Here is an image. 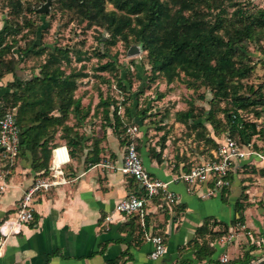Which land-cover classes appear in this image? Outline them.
<instances>
[{"label":"trees","instance_id":"16d2710c","mask_svg":"<svg viewBox=\"0 0 264 264\" xmlns=\"http://www.w3.org/2000/svg\"><path fill=\"white\" fill-rule=\"evenodd\" d=\"M3 1L8 12L0 31V81L8 74H13L14 79L6 86L9 92L0 97V119L5 111L15 110L16 126L23 140L19 152L34 153L33 164L44 170L41 177H45L49 171L45 151L58 130L71 159L82 152L84 138L78 135L77 128L90 117V108L84 109L81 99L74 95L79 81L88 76L83 72V65L79 69L71 68L69 49H38L35 44L38 35L40 39L43 37L45 28L36 25L27 15L41 17L35 13V2L40 4L45 0ZM54 3L60 11L68 13L69 20L76 19L80 25L85 23L84 29L98 27L105 32L109 40L102 43L101 33L97 38L103 46L117 41L126 46H140L149 66V82L159 78L166 85L181 82L186 89L196 92L194 98L201 101L206 99L205 93L197 91L204 88L211 96L209 108L196 109L193 101L189 102L188 110L177 112L175 120L194 132L209 152L218 147L225 135L239 145H247L254 138L264 139V130L257 124L264 111V85L256 87L247 82L256 67L264 64V5L254 6L250 0H55ZM25 28L32 38L21 47L16 37ZM72 53L76 63L83 61L81 51ZM42 56L44 62L39 64L37 74L32 72L30 79L22 80L14 75L24 58ZM95 71L110 74L123 100L118 104L99 93L91 117L98 116L101 123L111 127L124 145L122 135L126 124L133 119L132 105L137 106L135 98L136 104L132 102L131 108L125 107L130 100L127 95L130 72L122 74L113 62H106ZM99 79L110 86L108 78ZM121 105L124 112L119 115ZM247 112L253 113L255 121L244 119L243 114ZM145 113V109L139 112L142 121L146 119ZM71 118L75 121L68 125ZM58 145L61 144L54 145L51 152ZM92 145L95 150L97 141ZM162 150L161 146L156 155L158 160ZM93 156L90 164L99 160L97 154ZM241 199L246 200V196L242 195ZM248 206L236 202L238 222L242 221V212ZM207 225L204 222L196 235H203ZM204 248L208 249L203 244L197 252ZM211 253L212 249L205 252ZM244 256L248 260V255Z\"/></svg>","mask_w":264,"mask_h":264},{"label":"crops","instance_id":"0c3cea01","mask_svg":"<svg viewBox=\"0 0 264 264\" xmlns=\"http://www.w3.org/2000/svg\"><path fill=\"white\" fill-rule=\"evenodd\" d=\"M19 67L14 75L27 80ZM13 79V74H8L0 81V97L9 92L6 86ZM123 110L119 108L118 114L122 115ZM88 119L77 128L78 135L84 138L82 152L64 169L71 182L38 194L33 221L24 225L17 235L5 239L0 236V264H222L219 257L225 253L229 258L226 264H249L259 255L260 250L252 244L251 238L256 241L264 237L263 160L248 158L234 162L228 175L229 186L218 190L212 198L200 199L198 189L189 194L186 185L179 180L181 174L198 163L189 168L188 158L177 160L164 136L161 144L156 145L150 134H146L145 121L135 116L136 125L129 126L139 130L136 145L144 168L152 178L167 183L168 191L178 201L168 207L159 196L145 207L142 217L120 215L114 212L116 204L131 194H142V189L129 176L98 165L105 161L121 165L124 145L111 127L101 129L102 122L99 127L90 128L86 126ZM59 135L58 130L45 151L48 167L51 148L64 143ZM256 139L252 140L253 148L264 156V139ZM94 140L97 141L95 150ZM161 146L163 150L158 160L156 155ZM94 153L99 160L91 164L96 165L95 168L87 171ZM185 157L190 156L185 154ZM34 160V153L23 151L10 164L0 153V173L5 175L7 183L0 198V224L15 213L34 180L41 178L44 170L36 168ZM83 172L85 174L80 176ZM242 195L246 200L241 199ZM237 201L249 205L242 212L241 222L235 210ZM107 217L111 220L106 221ZM204 222L208 223L204 234L197 236L196 230ZM149 234L163 238L166 251L158 260L149 257L153 246L144 238ZM229 234L233 238L224 243L223 239ZM203 244L212 249L211 254L206 255L208 249L205 248L197 252Z\"/></svg>","mask_w":264,"mask_h":264},{"label":"rangeland","instance_id":"374dc122","mask_svg":"<svg viewBox=\"0 0 264 264\" xmlns=\"http://www.w3.org/2000/svg\"><path fill=\"white\" fill-rule=\"evenodd\" d=\"M54 1L55 0H51L50 2L48 13L38 14L41 15V17L38 18H34L32 15H27V17L31 18V21L35 22L36 25H41L45 28L43 29V31L45 30L43 37L40 39L38 35V39L35 41V44L39 47L38 49L48 50L53 47L67 48L70 50V57L73 60L71 68L79 69V67L83 65V72L87 74L88 77L79 81L74 96L75 98L78 97L81 99V106L84 109L87 106L90 108V117H88L90 119H88L86 126L91 128L101 125V119L98 118V116L95 117L94 120L91 117L94 107L99 101V93L102 94L103 98L108 96L111 97L118 104L123 100L122 95L119 94L118 90L115 88L114 79H112L110 74L95 71L98 66L106 62H113L116 66V70L122 72V74L124 72H130L129 79L131 81V86L127 92L130 100L126 102L125 107H130L133 100L135 98L137 99V106L134 107L132 105L131 109L133 119L131 122H128L126 126L136 124L134 119L135 116L139 117L140 110L145 109L147 113L143 115L144 118H146L143 121H145L144 126H148L146 134H150L151 140L155 142L156 145L159 143L161 144L162 136L166 137L170 152L176 155L177 160L188 158L190 162L187 167L189 168L192 164L208 160L210 154L205 143L197 140L194 136V132H190L186 126L177 122L175 120V114L188 110L189 102L192 101L196 109L207 110L209 108L208 101L211 99L210 94L204 88H200L197 93H205L206 96V99L201 101L194 98L196 92L194 93L193 90L186 89L185 85L181 82L175 81L170 85H166L162 78L156 79L154 82H149L148 76L150 73L149 66L145 59V52H141L137 56L128 57L127 51L134 45L126 46L122 41H117L111 46L108 44L103 46V44L98 42L97 38L101 33L103 35V37L100 38L102 43L106 39L109 40V36L105 32L103 33L98 27L84 29L85 23L80 25L76 19L69 20L68 13L66 11L65 13L60 11ZM250 1L257 7H262L264 5V0ZM45 2L46 0L40 4L35 2L36 9L45 4ZM110 8L111 7L108 6V9ZM7 12L5 1L0 0V31L5 26ZM31 38L32 36L25 28L16 37V40H18L19 46L23 47ZM75 50H79L84 54V59L81 63H76L73 59L74 55L72 52ZM99 55H103V59H101ZM255 56L257 55L254 54V57ZM42 62H44L43 56L40 58H24L19 68L27 75L25 79H29L32 72L38 73L37 68ZM134 74H136V76ZM99 77L108 78L110 86L101 83ZM247 82L249 84H254L256 87L259 84L264 85V64H260L256 67L251 78L247 80ZM160 95L163 97L159 98ZM133 104H136V101L133 102ZM123 107L124 106L121 105L122 109ZM243 117L247 121H255L253 113H244ZM69 122L73 123L72 120H69ZM257 124L264 130V111L262 112L261 118L257 121ZM104 126L105 125L102 124L101 129H103ZM207 128L209 127L207 126ZM95 132L101 133L100 131H94V133ZM180 151L183 152L181 156L179 155ZM185 154H189L190 157H185Z\"/></svg>","mask_w":264,"mask_h":264},{"label":"built area","instance_id":"2783aa9c","mask_svg":"<svg viewBox=\"0 0 264 264\" xmlns=\"http://www.w3.org/2000/svg\"><path fill=\"white\" fill-rule=\"evenodd\" d=\"M18 135L15 110H7L0 119V153L10 164L17 158L19 153ZM138 135L139 130L136 126L125 128L122 135V139L124 140V156L121 165L115 166L110 164L109 161L98 165L129 176L141 187L142 194H131L122 199L116 204L114 212L120 215H139L142 217L145 207L149 206L154 198L162 197L164 204L168 207L176 204L178 198L168 191L167 183L152 178L144 168L136 145ZM210 155L211 157L208 160L198 163L189 172L179 176V180L186 185L187 193L190 194L194 189H198L200 199L212 198L218 193V190L229 186L228 175L232 171L234 162L248 158L264 161V156L254 150L252 142L247 145H239L226 135L222 136L218 147L213 149ZM70 163L69 149L65 144L58 145L52 149L51 163L47 176L34 180L31 186L24 192L15 213L0 224V236L2 238L5 239L10 235L19 234L24 225L33 221V206L38 194L71 182L64 173V168ZM88 167L87 171H90L96 165L89 163ZM84 174L85 172L80 176ZM6 188L5 175L0 173V198L5 193ZM110 220V217L106 218V221ZM247 236L251 238L249 233H247ZM144 238L153 246V250L149 256L151 260H158L165 255L166 250L161 236L149 234L145 235ZM232 238V234H229L223 239V242L228 243ZM251 240L256 249L260 251L259 255L254 257L249 264H257L259 261L264 260V237L258 238L256 241H253L252 238ZM219 261L222 264L228 263V255L226 253L222 254L219 257Z\"/></svg>","mask_w":264,"mask_h":264},{"label":"water","instance_id":"95a60500","mask_svg":"<svg viewBox=\"0 0 264 264\" xmlns=\"http://www.w3.org/2000/svg\"><path fill=\"white\" fill-rule=\"evenodd\" d=\"M51 0H46L45 4L41 5L39 8L35 10L36 14H46L49 11V5H50ZM142 52L141 47L134 45L131 46L128 51H127V56L132 57V56H137ZM23 143L22 137L19 134L18 135V146L21 147ZM257 264H264V260L259 261Z\"/></svg>","mask_w":264,"mask_h":264}]
</instances>
